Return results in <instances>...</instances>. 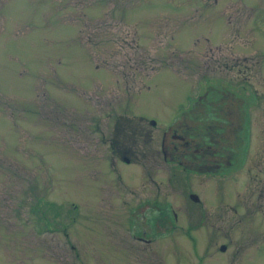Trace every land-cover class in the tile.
Here are the masks:
<instances>
[{"label": "rangeland", "instance_id": "obj_1", "mask_svg": "<svg viewBox=\"0 0 264 264\" xmlns=\"http://www.w3.org/2000/svg\"><path fill=\"white\" fill-rule=\"evenodd\" d=\"M210 14L225 38L195 31ZM263 108L264 0H0V264H264L254 162L194 176L161 152L217 109L253 160Z\"/></svg>", "mask_w": 264, "mask_h": 264}, {"label": "flooded vegetation", "instance_id": "obj_2", "mask_svg": "<svg viewBox=\"0 0 264 264\" xmlns=\"http://www.w3.org/2000/svg\"><path fill=\"white\" fill-rule=\"evenodd\" d=\"M215 1L219 2L220 0ZM193 24L197 32L203 31L201 29L204 24L208 29H216L214 34L218 38H225L226 34H228L227 29L229 28V24L220 20L217 14H210L203 20H194ZM236 27L244 35L247 33L243 29V24L238 23ZM219 28L220 30H218ZM252 29L254 30L255 28ZM210 34L205 36V38H213V31L210 30ZM243 47L245 48L246 46ZM191 114L192 112L189 111L185 114V117L193 121L196 120V123H189L185 119L187 122H182L181 120L178 127L172 128L170 126L168 129L162 130V155L166 160H168V157L171 160L175 159L186 170H193L194 176L195 174L202 173H221L231 165V168L239 171L243 162H254L256 175H253V190L255 192L256 210L259 213V220L261 221V224L258 223L257 233L261 237V240H264V110L257 118L253 160L245 158V150L239 156L240 150L244 146V138L240 134L242 125L237 131L239 139L238 147L236 146L234 135L231 133V140L227 136L230 124V116L227 111L216 109L214 115L210 117L207 116V112L196 115L193 110V117ZM151 134L149 127H142L140 131H135L133 136L136 141L139 139L147 140ZM103 135L104 140L109 144L117 142L120 145V147L116 146L119 155L113 153L115 156L123 158L126 161L132 160L128 154L133 155L143 151L140 150V143L138 146H135V142L128 141V134L125 131L118 132V134L110 131L108 135L106 133ZM224 178L221 177V179ZM215 191L223 195L225 194L226 190L223 181L215 185ZM146 234L147 232L144 229L139 233L132 232V236L142 240H147ZM260 250V255H264V244L260 246Z\"/></svg>", "mask_w": 264, "mask_h": 264}, {"label": "trees", "instance_id": "obj_3", "mask_svg": "<svg viewBox=\"0 0 264 264\" xmlns=\"http://www.w3.org/2000/svg\"><path fill=\"white\" fill-rule=\"evenodd\" d=\"M114 153H115L116 155H119V152H118V151H114Z\"/></svg>", "mask_w": 264, "mask_h": 264}, {"label": "water", "instance_id": "obj_4", "mask_svg": "<svg viewBox=\"0 0 264 264\" xmlns=\"http://www.w3.org/2000/svg\"><path fill=\"white\" fill-rule=\"evenodd\" d=\"M154 122V121H153Z\"/></svg>", "mask_w": 264, "mask_h": 264}]
</instances>
